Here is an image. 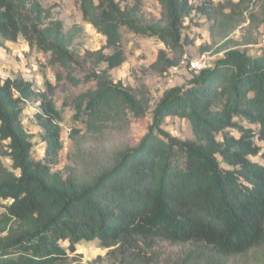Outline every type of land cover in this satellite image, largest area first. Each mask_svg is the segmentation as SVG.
<instances>
[{
  "label": "trees",
  "instance_id": "1",
  "mask_svg": "<svg viewBox=\"0 0 264 264\" xmlns=\"http://www.w3.org/2000/svg\"><path fill=\"white\" fill-rule=\"evenodd\" d=\"M77 1L83 19L106 37L87 54L105 67L88 72L92 84L72 100L75 116L96 134L122 130L129 115L144 117L151 107L146 91L112 77L125 60L121 27L164 43L151 65L164 74L185 55V20L193 10L212 21L213 38L225 39L252 0H157L161 15L153 20L142 16V0ZM249 26H264V0L250 12ZM83 31L51 19L41 0H0V37L22 36L67 68ZM256 43L248 38L238 44L244 48H226L212 66L167 89L136 144L118 147L102 163L77 155L67 171L54 168L63 149L62 110L32 80L0 76V264H63L68 250L95 240L108 248L109 264H264V49L249 47ZM29 99L39 101L42 159L33 156L23 121ZM170 116L189 120L194 138L163 128ZM166 244L180 247L169 261L160 251Z\"/></svg>",
  "mask_w": 264,
  "mask_h": 264
},
{
  "label": "rangeland",
  "instance_id": "2",
  "mask_svg": "<svg viewBox=\"0 0 264 264\" xmlns=\"http://www.w3.org/2000/svg\"><path fill=\"white\" fill-rule=\"evenodd\" d=\"M122 5H132L136 0H119ZM204 0H191L195 6ZM224 2L227 0H214ZM238 1V0H233ZM47 14L51 19H61L65 29H70L78 24L84 31L75 40L72 46L74 63L69 67L60 62H52L49 52L40 51L37 47H30L29 43L20 36L17 41H9L0 37V76H22L34 82V88L47 91L54 106L62 110V119L59 121L63 149L60 152L59 162L55 169L67 171L73 165V157L79 155L97 162H103L110 153L121 146L134 145L148 131L152 123V110L163 96L164 92L176 85L187 83L194 72L188 68L174 75L170 81L167 75L152 69L151 65L157 58L160 49L165 48L164 43L154 36L138 34L127 27H121L122 49L124 50V62L111 70L114 81H121L138 91H146L150 98V110L144 117L128 116V122L120 129H112L103 133L93 134L89 132L80 117L75 116V108L72 105L73 98L85 90L92 82H86V75L93 68H103L105 64L96 65L94 59H90L88 51L100 49L106 42V37L99 33L91 24L83 19L77 0H41ZM261 0H252L248 10L243 15L235 16V23L239 25L231 27L229 36L225 39L213 38L211 35L212 21L198 10H193L185 20L184 36L188 37L185 44V55L189 59L204 58L209 66L222 58L225 49L238 45L251 38L257 41L249 47L254 51L264 49V26L249 30L250 12L257 10ZM229 11V10H228ZM161 6L157 0H142V16L147 20L159 18ZM245 16V20H242ZM240 20V21H239ZM106 52H109L106 50ZM169 55H173L169 51ZM39 109V101L29 99L25 102L23 121L27 129L33 134L32 154L36 159L44 157L45 142H42L43 127L38 123L35 113ZM163 128L171 134L182 139H192L194 134L189 120L170 116L166 118ZM76 130V138L71 133ZM238 135L237 131H232ZM218 138H222L219 134ZM80 143V144H79ZM80 145V147H79ZM82 150V153L79 151ZM78 155V156H77ZM72 158V159H71ZM254 160H261L254 157ZM3 162L11 168L12 161L2 156ZM18 172V171H16ZM0 211L2 207L0 206ZM108 248L102 247L97 240L83 241L76 245V250H68V258L63 264H109L107 258ZM163 259H174L180 253V247L176 245H164L160 248Z\"/></svg>",
  "mask_w": 264,
  "mask_h": 264
},
{
  "label": "built area",
  "instance_id": "3",
  "mask_svg": "<svg viewBox=\"0 0 264 264\" xmlns=\"http://www.w3.org/2000/svg\"><path fill=\"white\" fill-rule=\"evenodd\" d=\"M209 65L204 58L201 59H189L184 56L181 61L173 65L165 74L167 78L171 81L175 74L181 72L183 69H190L194 72H199L200 70L207 68Z\"/></svg>",
  "mask_w": 264,
  "mask_h": 264
},
{
  "label": "crops",
  "instance_id": "4",
  "mask_svg": "<svg viewBox=\"0 0 264 264\" xmlns=\"http://www.w3.org/2000/svg\"><path fill=\"white\" fill-rule=\"evenodd\" d=\"M1 63V62H0Z\"/></svg>",
  "mask_w": 264,
  "mask_h": 264
}]
</instances>
